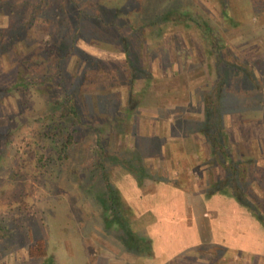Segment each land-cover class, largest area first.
Here are the masks:
<instances>
[{"label":"rangeland","instance_id":"374dc122","mask_svg":"<svg viewBox=\"0 0 264 264\" xmlns=\"http://www.w3.org/2000/svg\"><path fill=\"white\" fill-rule=\"evenodd\" d=\"M155 1L167 4L170 0L149 3ZM173 1L177 7L180 0ZM187 1L220 25L222 55L234 64L222 62L216 67L215 55L200 30L178 19L166 20L170 12L163 14L165 6L141 8L138 4L134 9L125 3L119 6L120 2L114 6L121 9L106 18V23L113 22L120 30L105 25L98 15L79 17L78 48L63 61L61 83L52 76L47 84L0 95V132L9 135L0 136V227L12 228L11 234L0 239V264H45L43 258L26 253L28 244L39 237L48 239L50 253L77 264L84 258L90 264H264L222 244L183 247L190 237L185 224L189 226L194 214L190 220L184 217L181 198L162 185L209 193L214 181L228 176L223 166L213 163L217 156L201 128L213 106L208 95L218 100L219 95L232 94L221 104L222 124L230 126L234 158L246 153L262 156L246 163L239 160L238 166L244 190L251 192L248 197L264 213V0ZM55 26L53 19L50 28L33 24L27 38L46 46L57 39V26L55 36H50ZM69 34L66 40L60 35L59 43L44 53L52 56ZM15 71L0 68V83L15 82ZM62 88L91 96L98 114L121 113L119 136L114 135L104 157L106 171L132 228L150 237V252L133 251L121 233L106 227L101 208L111 200L106 197L105 206L97 197L104 182L94 167L101 151L91 152L96 143L85 126L73 157L79 165L77 174L37 165L32 142L38 118L51 114ZM251 108L260 111L253 116L244 111ZM256 116L262 123L254 122ZM134 152L141 156L134 157ZM133 158L136 165L149 166L154 177L149 184L143 186L123 167ZM88 164L90 171L84 175L81 168ZM219 191L233 196L231 188ZM241 204L256 217L253 204Z\"/></svg>","mask_w":264,"mask_h":264},{"label":"trees","instance_id":"16d2710c","mask_svg":"<svg viewBox=\"0 0 264 264\" xmlns=\"http://www.w3.org/2000/svg\"><path fill=\"white\" fill-rule=\"evenodd\" d=\"M135 1L136 0H62L61 2L59 0H0V18L5 19L4 21L0 19V68L5 71L8 69H16L15 72L17 73V80L15 82L0 83V95L11 93L21 88L47 84L52 80V76L57 77L59 83H61L60 75L63 61L67 54H70L74 49L78 48L77 38L82 32L79 17L83 13L98 15L105 25H114L120 30V27L113 22L106 23V18L110 16L111 12L115 13L114 10L119 11L121 9L119 6L121 4L123 6V3L127 5V8L134 7V9L138 8V4H140L141 8L148 6L161 8L165 6L163 14H165L166 11L171 13V15L170 13L168 14L166 20L178 19L193 24L195 28L200 30L205 44L208 45L209 49H211L215 55L216 67H220L222 62H226L227 64L231 63V61L226 60L222 55L224 48L221 46L222 39H220V36L223 35V31L220 25L215 24L198 5L190 3L187 0H180L177 7H174L175 2L173 0H170L167 4H163L162 2L157 3V1H155V3H149V0ZM115 3H120L118 8H115ZM135 12L137 11H134V13ZM77 15L79 16L76 17ZM153 15L154 17H161L159 13H154ZM164 17L165 15L163 18ZM52 19L56 23L57 28H59L56 33L55 26L50 34V36L53 37L56 33L57 39L55 41H49L46 46H38L35 42L27 38V33L30 31L33 24L40 25L44 28H50ZM68 31L70 32L68 35L69 40L58 45L59 50L56 47V51H54L52 56L46 55L44 51L48 47L58 44L60 35L64 34L63 38L66 40V33H68ZM246 73L249 76V80L255 82L251 78L252 75L249 72ZM60 90L61 94L58 100L54 103L53 108L51 107V114L48 113L46 116L42 115L38 118L39 124L35 129L32 142L36 146L34 152L36 153L37 165L41 169L47 171L59 168L61 171L72 170L77 174L79 165L73 163V157L77 155V152H75V146L78 141L77 137L80 131L82 134L83 127L85 126V129L91 131L92 135H94L93 138L96 143V147L92 145L91 152L97 149L101 151L98 159L99 164L97 167L94 165V167L99 169L97 170L99 172L98 177L104 182V190L101 189L98 191L99 195L97 197L102 198L101 200L105 206H107L106 197H109L108 200H111L108 207L101 208V213L106 220V227H113L117 232L121 233L120 236L123 242L133 251L145 254L150 252V237L140 235L137 230L135 231L132 228L133 226H131L130 220L128 219L126 209L117 204L118 201H116V199H118V191L111 183L106 171L107 168L104 157L114 135L119 136L118 118H121V113H116L115 116L98 114L96 113L91 96L88 98L77 93L76 90L72 91L68 88H62ZM230 95L232 94H223L222 98L221 95H219L217 100L210 94L207 98L210 99L209 102L211 106H213L212 110H210V108L208 109L201 131L210 141L212 150L217 156L213 163L223 166L228 172L226 178H218L213 182L209 193H214L224 188H231L233 196L239 202L247 204L248 206L253 204L252 206H254L253 210L256 212V217L264 223V213L256 204L254 205L252 200L248 197L251 192H246L244 190L245 187L241 184L239 178L241 169L238 166L239 160H243V162L246 163L247 161H253L262 156L261 154L252 156L246 153L245 157H241L239 154L240 159L239 157L234 158L231 153V145L234 144L236 146V144L232 141L229 124H222L224 113L221 107V104L228 99L226 96ZM257 96L258 94H256V97ZM134 99L140 102V99ZM237 104L240 103L237 102ZM244 111H247L248 114H252L253 116V112L260 111V109L251 108ZM232 116H236V113L232 114ZM253 120L255 123H262L257 116L253 118ZM262 127L264 128L263 123ZM103 134L106 136V139ZM0 136L8 137L9 135L0 132ZM261 136L264 137V133H262ZM123 149L124 148H121L120 150ZM238 153L240 152L238 151ZM138 156H141L140 153L134 152V157ZM123 167L135 175L137 179H139V183L143 186L144 183L145 185L149 184L150 180L154 178L149 166L136 165L134 163V158L127 160L126 166L123 165ZM81 170L84 175H87L90 171V164L83 166ZM79 182H81V179H79ZM11 230L12 228L10 225L1 226L0 239L6 238L11 234ZM15 232L16 230H14V233ZM30 238H33L32 230L30 231ZM204 245L205 244H203V246ZM213 245L214 247H219L216 244ZM141 248L143 249L142 251H140ZM26 253L27 256L31 258H43L45 264H77L68 259L62 261L56 254L50 253L48 239L43 237L37 238L35 243L31 242L28 244ZM81 264H90V261L84 258L81 260Z\"/></svg>","mask_w":264,"mask_h":264},{"label":"crops","instance_id":"0c3cea01","mask_svg":"<svg viewBox=\"0 0 264 264\" xmlns=\"http://www.w3.org/2000/svg\"><path fill=\"white\" fill-rule=\"evenodd\" d=\"M162 185L171 187L181 198L180 209L184 217L190 220L194 214V221H188L189 226L185 224L190 237L183 247L187 249L204 243L222 244L236 253H246L253 260H264V223L252 216L234 196L224 191L209 194L207 191L182 189L173 184ZM178 250L183 251L185 248Z\"/></svg>","mask_w":264,"mask_h":264}]
</instances>
